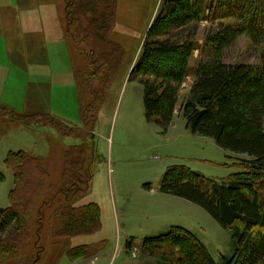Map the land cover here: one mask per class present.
Listing matches in <instances>:
<instances>
[{
    "label": "trees",
    "instance_id": "obj_1",
    "mask_svg": "<svg viewBox=\"0 0 264 264\" xmlns=\"http://www.w3.org/2000/svg\"><path fill=\"white\" fill-rule=\"evenodd\" d=\"M116 21L117 0H64L63 36L89 62L80 71L89 110L102 101L125 57L122 46L112 39ZM204 22L208 27L200 45L196 37ZM243 36L258 48L260 62L226 64L225 51ZM195 52L199 61L191 67ZM189 76L192 81L178 108L185 129L250 160L241 162L243 171L221 182L184 166H171L161 176L158 190L201 208L230 234L233 253L221 256V264H264V0H160L129 78L142 86L146 122L155 124L162 135L172 124ZM0 114L16 124L49 127L63 137L79 138L75 128L47 112L25 114L0 107ZM4 134L0 125V138ZM42 161L22 150L6 156L13 188L9 206L0 207V264L41 262L43 209L52 211L49 235L56 243L101 230L98 205H77L91 188L87 143L64 151L58 186L50 183ZM65 248L62 255L70 261H88L105 244ZM140 252L159 253V264H216L205 244L179 226L144 238Z\"/></svg>",
    "mask_w": 264,
    "mask_h": 264
},
{
    "label": "rangeland",
    "instance_id": "obj_2",
    "mask_svg": "<svg viewBox=\"0 0 264 264\" xmlns=\"http://www.w3.org/2000/svg\"><path fill=\"white\" fill-rule=\"evenodd\" d=\"M17 1L0 0V107L16 113L47 112L75 128L79 138L63 137L49 127L16 124L0 114V125L5 130L0 138V173L3 175L0 207L9 206V193L13 188L12 173L5 165L9 152L22 150L42 158L50 183L58 186L64 151L85 141L89 147L92 181L89 195L77 205L94 203L101 212L98 233L56 243L49 235L52 211L43 209L45 219L40 244L45 249L39 264H159V253L144 255L138 246L144 238L164 234L171 226L194 233L216 264H221V256H231L230 234L205 211L158 191L160 178L168 167L184 166L221 182L243 171L241 162L250 160L246 155L225 151L213 139L192 135L184 128L178 108L192 81L191 76L181 90L167 133L160 134L155 124L146 122L142 86L137 79L129 78V74L160 0H117L112 39L122 46L125 57L102 101L94 102L93 110L88 109L90 99L80 74L89 67V62L76 45L63 36L64 0H45L52 12L41 19L30 14L18 17L11 11ZM48 24L51 31L46 37L42 29ZM207 27L206 22L202 23L196 37L200 45ZM223 59L226 64L255 65L260 62V52L243 36L225 51ZM198 61L199 53L195 52L191 67ZM129 238L134 239V243L130 241L128 250ZM99 241L105 244L99 256L104 255L92 263L72 262L62 255L65 247Z\"/></svg>",
    "mask_w": 264,
    "mask_h": 264
},
{
    "label": "crops",
    "instance_id": "obj_3",
    "mask_svg": "<svg viewBox=\"0 0 264 264\" xmlns=\"http://www.w3.org/2000/svg\"><path fill=\"white\" fill-rule=\"evenodd\" d=\"M48 3H50V2H48ZM14 6L15 7L11 8V11H14L15 13H17L18 17L19 16H25L27 14H30V15L38 16L37 19H41L45 15L49 16L51 14V12H52V8L50 6H48L47 3H45V0H36V1L35 0H19V1H17V3ZM42 30L45 33V36L46 37H49L50 31H51L50 30V24H48L47 27L45 29H42ZM171 126H172V124H171ZM171 227H173V226H171ZM162 228H166V227L163 226ZM131 239L132 238H129L127 240L129 241ZM132 240H134V239H132ZM133 243H134V241H133ZM99 254L96 257H94L93 259L88 260V261H85L84 263H87V262L92 263L93 261L98 260L101 256L104 255L103 254V255L99 256Z\"/></svg>",
    "mask_w": 264,
    "mask_h": 264
}]
</instances>
